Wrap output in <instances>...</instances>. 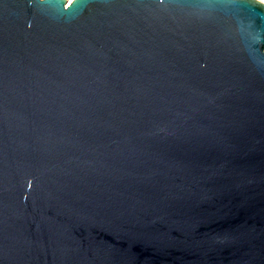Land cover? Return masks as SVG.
<instances>
[{"label": "water", "instance_id": "water-1", "mask_svg": "<svg viewBox=\"0 0 264 264\" xmlns=\"http://www.w3.org/2000/svg\"><path fill=\"white\" fill-rule=\"evenodd\" d=\"M0 0V264H264V4Z\"/></svg>", "mask_w": 264, "mask_h": 264}, {"label": "built area", "instance_id": "built-area-1", "mask_svg": "<svg viewBox=\"0 0 264 264\" xmlns=\"http://www.w3.org/2000/svg\"><path fill=\"white\" fill-rule=\"evenodd\" d=\"M70 1H72V0H67V4L66 5H68L70 3ZM258 1H260V2H262L264 4V0H258Z\"/></svg>", "mask_w": 264, "mask_h": 264}]
</instances>
